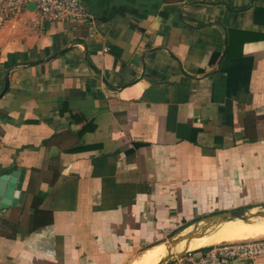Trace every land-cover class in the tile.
<instances>
[{
    "label": "crops",
    "instance_id": "0c3cea01",
    "mask_svg": "<svg viewBox=\"0 0 264 264\" xmlns=\"http://www.w3.org/2000/svg\"><path fill=\"white\" fill-rule=\"evenodd\" d=\"M80 3L0 30V174L23 170L0 264L197 256L218 216L264 212V0Z\"/></svg>",
    "mask_w": 264,
    "mask_h": 264
},
{
    "label": "built area",
    "instance_id": "2783aa9c",
    "mask_svg": "<svg viewBox=\"0 0 264 264\" xmlns=\"http://www.w3.org/2000/svg\"><path fill=\"white\" fill-rule=\"evenodd\" d=\"M22 13L29 15L28 25L36 33L41 32L46 24L83 22L87 18L80 0H0V30L16 21ZM182 256L191 264L251 262L264 256V238L221 242L207 247L197 256H193L190 251Z\"/></svg>",
    "mask_w": 264,
    "mask_h": 264
},
{
    "label": "water",
    "instance_id": "95a60500",
    "mask_svg": "<svg viewBox=\"0 0 264 264\" xmlns=\"http://www.w3.org/2000/svg\"><path fill=\"white\" fill-rule=\"evenodd\" d=\"M31 9V5L28 6ZM7 88V81L4 80L3 87L0 95H2ZM23 170H6L5 173L0 174V210L7 208L9 206H14L17 200V196L20 189L21 179H22ZM264 218V212H256V213H241V212H232L224 215L218 216L219 222L230 221L234 219L245 220L248 218ZM216 219V220H217ZM192 234H188L185 236H178L174 240H171L168 243V246L174 248L180 241L182 240H190L192 238ZM168 252V250L166 249ZM185 252H180L174 255H167L157 264H169L174 259L179 258Z\"/></svg>",
    "mask_w": 264,
    "mask_h": 264
},
{
    "label": "bare ground",
    "instance_id": "6f19581e",
    "mask_svg": "<svg viewBox=\"0 0 264 264\" xmlns=\"http://www.w3.org/2000/svg\"><path fill=\"white\" fill-rule=\"evenodd\" d=\"M254 218H248L246 219V221L241 220L242 222L246 223H250L253 221ZM240 220H228V221H224L221 222L214 230L212 231H207V233L205 234L204 237L200 238V239H194V240H190V244L194 247L197 248L199 246L202 245H210L212 243H214L216 240H218V238H220V235L224 238H230V237H239V236H243V237H247V236H253L256 237V235L258 234L253 228L246 230L243 233H239L237 230H234L232 232H227V231H231L232 227L234 226H239L236 225V223H238ZM252 224V223H251ZM250 224V225H251ZM236 227V228H237ZM245 229V228H244ZM193 231V230H192ZM198 236V235H197ZM193 237V236H192ZM241 237V238H243ZM223 238V239H224ZM240 238V237H239ZM240 238V239H241ZM231 239V238H230ZM235 239V238H234ZM220 240V239H219ZM189 241V240H188ZM182 243H186V241H182L180 243H178L175 247H178L179 244ZM217 243V242H216ZM189 244V243H188ZM189 246V245H188ZM186 247V246H185ZM192 248V247H191ZM167 249V248H166ZM166 249H160L158 251H156L154 254H151L150 256L141 259V261L138 264H157L158 262H160V260H162L164 257H166L168 255V252L166 251ZM187 250V249H186Z\"/></svg>",
    "mask_w": 264,
    "mask_h": 264
},
{
    "label": "rangeland",
    "instance_id": "374dc122",
    "mask_svg": "<svg viewBox=\"0 0 264 264\" xmlns=\"http://www.w3.org/2000/svg\"><path fill=\"white\" fill-rule=\"evenodd\" d=\"M242 223V224H240ZM252 223V224H251ZM240 224V225H239ZM251 224V225H250ZM236 225H239L238 227L237 226H233L232 227V230L230 231H227V232H232L234 230H237L239 233H243L245 232L246 230L248 229H251L253 228L258 234L256 235V237H253V236H239L240 238L243 237V238H239V237H230V238H226L223 242H232V241H241V240H248V239H256V238H264V218H256L254 219L252 222L250 223H244L242 221H239L238 223H236ZM237 227V228H236ZM216 227H213V228H208L209 230H205V233H207V231H212L214 230ZM245 228V229H244ZM243 231V232H242ZM235 238V239H234ZM171 238L167 239L164 243H168L170 241ZM191 239V238H190ZM213 245V244H212ZM211 245V246H212ZM180 252H184V251H180ZM179 252V253H180ZM178 252H176L175 254H177Z\"/></svg>",
    "mask_w": 264,
    "mask_h": 264
},
{
    "label": "trees",
    "instance_id": "16d2710c",
    "mask_svg": "<svg viewBox=\"0 0 264 264\" xmlns=\"http://www.w3.org/2000/svg\"><path fill=\"white\" fill-rule=\"evenodd\" d=\"M206 249H207V248H205V250H206ZM205 250H204V251H205Z\"/></svg>",
    "mask_w": 264,
    "mask_h": 264
}]
</instances>
